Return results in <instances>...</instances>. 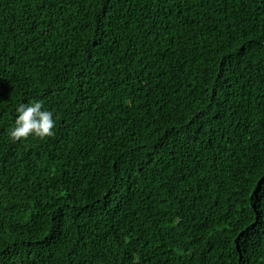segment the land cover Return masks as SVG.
Wrapping results in <instances>:
<instances>
[{
  "label": "trees",
  "instance_id": "trees-1",
  "mask_svg": "<svg viewBox=\"0 0 264 264\" xmlns=\"http://www.w3.org/2000/svg\"><path fill=\"white\" fill-rule=\"evenodd\" d=\"M0 264H264V0H0Z\"/></svg>",
  "mask_w": 264,
  "mask_h": 264
},
{
  "label": "clouds",
  "instance_id": "clouds-1",
  "mask_svg": "<svg viewBox=\"0 0 264 264\" xmlns=\"http://www.w3.org/2000/svg\"><path fill=\"white\" fill-rule=\"evenodd\" d=\"M15 111L14 125L8 130L12 141L26 140L30 136L44 139L55 134L54 113L45 108L43 101L27 100L26 103H20ZM134 259L138 261L139 257Z\"/></svg>",
  "mask_w": 264,
  "mask_h": 264
}]
</instances>
